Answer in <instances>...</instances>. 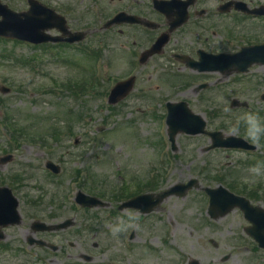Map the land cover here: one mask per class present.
Returning a JSON list of instances; mask_svg holds the SVG:
<instances>
[{
  "label": "rangeland",
  "instance_id": "rangeland-1",
  "mask_svg": "<svg viewBox=\"0 0 264 264\" xmlns=\"http://www.w3.org/2000/svg\"><path fill=\"white\" fill-rule=\"evenodd\" d=\"M1 2L13 10H24L26 4V0ZM69 25L74 30L86 31L100 26L91 18L79 24L69 22ZM109 37L110 34L100 37L102 58L98 67L101 70H95L97 84L94 91L77 86L62 95L57 83L66 79L77 81L82 78L84 69L88 72L89 65L79 50L34 48L0 39V87L10 89L6 94L0 92V120H10L13 126L8 125V133L10 128L11 131H22L21 137L14 139L15 143L21 145L18 149L16 144L11 146L10 141L13 140L0 131V147L5 155L13 154L15 157L14 174L24 180L20 194L35 197L40 195L35 190L48 191L43 197L42 206L26 209V213L36 211L46 216L49 207L56 215L65 213L69 218H75L77 224L69 233V238L72 241L80 238L84 254L95 255L98 264L125 260L128 258V245L134 246L135 251L139 250V246H144L142 255L136 252L133 257L134 260H142L138 264H185L189 258L199 260L201 264H260L264 252L242 235L239 225L229 224L232 221L241 222L237 214L231 213L225 223L207 224L200 221L205 217L206 203L204 194L199 190L190 191L182 199H166L160 205L161 211H155L146 220L138 219L141 223L137 221L139 215L129 211L117 214L118 217L100 210L82 214L73 208L70 200L77 188L86 194L94 192L102 201L111 203V199L120 193L121 190L116 189L122 184L134 180L146 183L149 175L157 176L161 189L190 178L196 179L199 186L209 187L225 185L240 177L247 186L257 182L264 184V176L254 177L248 170L250 166H244L242 171L240 163L245 157L243 154L232 155L231 159L235 162L227 169L223 162L225 155L221 151L204 152L208 141L203 136L179 135L176 137V152L172 153L169 149L164 123L165 103L186 101L193 112L203 115L208 128L219 127L223 115L216 113L222 111L225 103L219 99L221 95L219 87L214 88L215 81L218 79L219 84H226L233 77L221 79L215 73L197 74L178 68L173 61L165 63V57L150 59L143 68L135 65L130 69L129 43L124 40L114 45ZM122 44L125 46L122 47ZM138 51L139 47L136 56ZM165 55L170 57L169 49ZM71 60L75 64H71ZM78 65L81 67L78 68ZM130 71L133 74L137 72L134 91L120 104L108 105L109 91ZM250 74L248 81L240 87L243 97L232 95L227 99L251 101L252 106L264 112V105L259 103L257 97L264 89V82H261L264 71L252 70ZM86 77L90 81L89 74ZM206 82L213 83L210 84L212 95L195 92L199 84ZM235 88L236 85H233ZM208 97L212 99L206 105ZM65 109L72 112L66 115ZM212 111L216 113L210 117ZM79 114L82 118H78ZM230 115L237 117L238 114ZM226 118L228 122L230 118ZM54 129L59 131L55 133L56 136L52 135ZM77 138L78 144L75 145ZM261 156L264 157V154ZM46 161L60 167L61 172L57 177L47 173L44 168ZM11 167L9 165L4 170L6 175L11 173ZM75 171L89 172L90 177L85 182H88V186L90 182L93 183L95 188L91 189L85 183L79 188L78 179H72ZM227 171L229 177L222 182L220 179L222 175L226 176ZM50 195L64 207L56 211L58 200L47 202V199H51ZM64 196L69 203H62ZM92 214H97L96 220L90 222ZM129 214L136 218L134 226H125L122 231L113 234L112 226L118 224L121 218L127 220ZM129 232L136 235L132 242L128 241ZM223 256H228L229 261L217 262ZM206 259L216 261L206 262Z\"/></svg>",
  "mask_w": 264,
  "mask_h": 264
},
{
  "label": "flooded vegetation",
  "instance_id": "flooded-vegetation-1",
  "mask_svg": "<svg viewBox=\"0 0 264 264\" xmlns=\"http://www.w3.org/2000/svg\"><path fill=\"white\" fill-rule=\"evenodd\" d=\"M43 6L50 10H53L56 15L64 18V20L74 23H82L85 20L91 18L92 22H100L103 20L113 19L119 17V21H125L126 23L115 24L110 28V41L112 44L117 45V42L126 41L129 43L131 52L129 53V66L135 67L138 64V58L142 51L149 47V44L154 42L158 36L165 33L170 25V20L166 17V10H158L155 7V1L159 0H36ZM236 4H244L248 11L264 7V0H174L173 14L175 15L173 22L176 25L175 30L170 35L168 44L165 47L164 53L160 56H153L151 59L165 57V63L173 61V65L176 64L178 68H187L186 60H173L174 57L181 56L189 59L191 64H199L200 59L209 55H234L241 52L246 47L258 46L264 44V15H256L254 13L245 12L244 7L236 9ZM186 19V20H184ZM181 23V21H183ZM95 38L99 37L100 30H88ZM56 33H54L55 35ZM151 43V44H152ZM122 47L125 45L122 44ZM139 47L138 54L136 56V49ZM144 49L142 50V48ZM169 49L171 52L170 57H166L165 52ZM253 56L251 54H243L238 58L232 59V61H226L223 63L215 62V68L229 69L237 68L240 64L247 61L250 62ZM254 57L253 59H259L257 63L253 64L251 70L264 71V55ZM148 63V62H147ZM147 65V64H146ZM145 67V66H144ZM190 67V66H188ZM194 67V66H193ZM233 78L237 79V97H243L240 92L243 79L242 75L233 74ZM223 77V76H222ZM215 84H218L216 82ZM228 84H224L222 87L223 95H228ZM264 94V89L260 91V95ZM260 97V96H259ZM264 105V103L260 102ZM249 106V103H248ZM241 109L239 107H234ZM243 110V109H241ZM222 132L226 134L228 122L226 118L227 112L223 113ZM257 150L261 145H256ZM248 152L238 150H223L225 155L224 163L226 168L234 164L231 156L243 154ZM253 154V152H251ZM236 159V158H235ZM264 160V158H260ZM14 161L15 157L8 163H4V152L0 147V187L8 186L14 193L19 202V211L21 214V222L18 226H10L3 228L0 231V264H98L96 256L84 254L83 243L81 239L71 240L69 233L74 228L75 218L72 219V224H66L63 228H57L54 230H35L34 228L41 229L43 227L59 226L69 219L65 213L56 215L52 209H49L48 215L44 216L38 214L36 211L26 213V209H35L42 206L43 197L48 191L35 190L40 195L35 197L24 195L19 193L20 188L14 190L20 186L17 174H14ZM243 167V163H240ZM11 165V173H5V169ZM246 167V166H245ZM226 177H229V171L226 173ZM263 180V178H260ZM243 177L237 178L236 181H229L226 186L230 192L237 196L243 195L251 205L261 207L264 209V184L257 182L256 184L248 185L250 189L244 191L245 188ZM4 183H7L6 185ZM129 190L132 193H136L134 196L146 193L148 186L146 183H139L134 180L132 183H127ZM253 187H256L254 189ZM158 192V191H156ZM47 199V202L53 203L58 199L53 197ZM49 196V197H50ZM134 196L129 197L132 198ZM48 197V198H49ZM64 200V201H63ZM62 203H66L67 200L63 199ZM57 201L56 211L62 209L64 206L59 205ZM206 202L209 200L206 198ZM113 209L115 207H112ZM81 211V210H80ZM155 211H161L158 208ZM132 211L131 213H133ZM152 212V213H153ZM83 213V212H80ZM139 219H142L143 215L139 212ZM205 217L201 219V222L207 224L226 222L225 219L231 213L237 214L239 221H232V225H239L242 229V235L247 222L240 209L234 208L224 216L217 218L216 220L210 218L208 215V206L205 212ZM142 215V216H141ZM144 216L145 218L148 217ZM146 220V219H145ZM138 221V220H137ZM139 222V221H138ZM223 225V223L221 224ZM91 226V225H90ZM90 230L93 227H89ZM136 238L134 232H129L128 241L131 242ZM250 243H254L248 238ZM255 244V243H254ZM95 247V245H93ZM132 246V245H128ZM215 247L216 244H213ZM128 258H126L127 264L142 263L141 259L134 260V251L132 247L129 248ZM206 250V249H205ZM88 254V253H87ZM138 254L142 255V248L139 247ZM206 256V255H205ZM225 257H227L225 259ZM88 258V259H86ZM206 258V257H205ZM194 259V258H192ZM225 259V260H224ZM215 262L216 259L208 260L206 262ZM229 261L228 256H223L217 260V262L225 263ZM264 264V257L260 259ZM96 262V263H95ZM122 259H117L113 264H125ZM260 263V264H261ZM186 264H201L199 260L193 262L188 260Z\"/></svg>",
  "mask_w": 264,
  "mask_h": 264
},
{
  "label": "water",
  "instance_id": "water-1",
  "mask_svg": "<svg viewBox=\"0 0 264 264\" xmlns=\"http://www.w3.org/2000/svg\"><path fill=\"white\" fill-rule=\"evenodd\" d=\"M33 12H28L26 14H16L9 10L6 6L0 4V36L7 38H15L18 40H23L31 43H42L53 39H50L43 35V31L51 28L49 19L44 18L35 19L33 17ZM64 26V22H62ZM110 24V23H109ZM65 30V27H63ZM82 38L80 36L78 39ZM164 42L162 38L148 51L146 54L152 55L156 53ZM261 48H253L252 51L259 52ZM257 60V59H254ZM133 87V79H129L125 82L118 83L110 92L108 102L110 104H115L122 98H124ZM167 107V119L166 124L168 127L169 139L174 143V138L178 133L187 135H197V134H207L205 131V123L200 116L194 115L188 109L187 104L181 103H168ZM219 136V134H212ZM214 136L216 140L211 148L223 146L222 142L218 140V137ZM174 146V145H173ZM229 146H232L230 143ZM58 172L57 170H53ZM194 181H189L187 185L177 184L167 191L162 193L159 197L161 200L171 194H177L183 196L185 192L191 188ZM207 192L208 189H205ZM222 188H218V191ZM146 198V196H144ZM79 200L85 199L83 204L86 206H96L98 204L102 205L95 199H90L88 197H83V195H78ZM17 202L12 197L11 193L7 189H0V223L10 224L19 221L18 213L16 211ZM249 220L254 222L251 214H248ZM264 224H255L250 231V235L254 237L259 243L261 248H264Z\"/></svg>",
  "mask_w": 264,
  "mask_h": 264
},
{
  "label": "clouds",
  "instance_id": "clouds-1",
  "mask_svg": "<svg viewBox=\"0 0 264 264\" xmlns=\"http://www.w3.org/2000/svg\"><path fill=\"white\" fill-rule=\"evenodd\" d=\"M219 99L225 103V111H228L227 105L230 101H227L224 97ZM241 135L254 145L264 143V117L255 112L243 111L234 121H229L226 135H223L222 139ZM248 170L254 177L264 176V160H257ZM135 219V216L131 214H129L127 220L121 218L118 224L112 226L113 234L119 233L125 226H134Z\"/></svg>",
  "mask_w": 264,
  "mask_h": 264
}]
</instances>
